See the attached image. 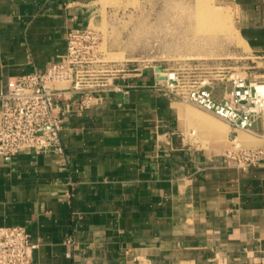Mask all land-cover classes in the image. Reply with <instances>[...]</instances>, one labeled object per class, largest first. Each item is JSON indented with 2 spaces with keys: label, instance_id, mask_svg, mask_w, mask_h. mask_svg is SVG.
<instances>
[{
  "label": "crops",
  "instance_id": "1",
  "mask_svg": "<svg viewBox=\"0 0 264 264\" xmlns=\"http://www.w3.org/2000/svg\"><path fill=\"white\" fill-rule=\"evenodd\" d=\"M98 1L0 0V92L59 61L66 32L91 28ZM217 1L264 56V0ZM154 81L147 70L123 81L137 85L127 93L81 114L73 105L64 159L30 149L0 158V227L27 230L31 264H264V163L242 170L215 145H183L186 123L201 125L143 87Z\"/></svg>",
  "mask_w": 264,
  "mask_h": 264
},
{
  "label": "built area",
  "instance_id": "2",
  "mask_svg": "<svg viewBox=\"0 0 264 264\" xmlns=\"http://www.w3.org/2000/svg\"><path fill=\"white\" fill-rule=\"evenodd\" d=\"M65 41L66 51L59 61L43 72L8 80L6 91L0 92V158L4 161H10L25 149L64 159L60 132L73 105L74 112L81 114L106 93H127L137 87L124 84L129 78L125 75L95 77L92 67L98 63V36L94 28H70ZM155 67H151L155 81L143 87L169 101L192 105L229 127V146L222 149L226 162L242 170L264 163V74L252 76L227 71L215 78L195 73L189 63L168 74L166 69L156 73ZM126 70L121 67L120 72ZM128 72L141 74L140 69ZM158 76L165 78L158 80ZM217 91L221 93L220 98L216 96ZM239 131L262 144L242 145L236 139ZM179 137L183 145L199 144L194 130L180 132ZM65 244L74 247L71 238ZM36 247L24 227H0V264H31ZM70 256V252L66 253V257Z\"/></svg>",
  "mask_w": 264,
  "mask_h": 264
},
{
  "label": "rangeland",
  "instance_id": "3",
  "mask_svg": "<svg viewBox=\"0 0 264 264\" xmlns=\"http://www.w3.org/2000/svg\"><path fill=\"white\" fill-rule=\"evenodd\" d=\"M202 2L222 14L223 20L209 23L202 15ZM96 7L98 13L91 28L97 31L98 63L92 69L98 79L132 77L140 72L129 70L140 69L143 73L152 66H161L169 73L187 63L195 68V73L215 78L227 71L252 76L264 74V57L253 54L244 44L234 27L235 11L227 3L99 0ZM121 67L127 70L122 73ZM177 102L201 125L186 123V129L195 131L199 147L215 145L222 151L229 146L230 129L224 122L192 105ZM237 137L245 146L262 144L241 131Z\"/></svg>",
  "mask_w": 264,
  "mask_h": 264
},
{
  "label": "bare ground",
  "instance_id": "4",
  "mask_svg": "<svg viewBox=\"0 0 264 264\" xmlns=\"http://www.w3.org/2000/svg\"><path fill=\"white\" fill-rule=\"evenodd\" d=\"M200 5H202L201 6V11H202V15L205 17H207V20L209 21V23H211V24H217L218 23V21H220V20H223V17L220 15V13H218V11H217V8L215 9L217 12H215L214 10H212V8H211V6L208 4V3H206V2H202ZM213 9H214V7H213ZM222 9V8H221ZM164 72V71H163ZM162 72V73H163ZM168 74V73H167ZM236 139H237V141H239L238 140V137H236ZM241 141V140H240ZM244 142V141H243ZM253 142V141H252Z\"/></svg>",
  "mask_w": 264,
  "mask_h": 264
},
{
  "label": "water",
  "instance_id": "5",
  "mask_svg": "<svg viewBox=\"0 0 264 264\" xmlns=\"http://www.w3.org/2000/svg\"><path fill=\"white\" fill-rule=\"evenodd\" d=\"M163 70H164V69H163V67H161V66H156L155 69H154V71H155L156 73H162ZM164 78H165V77H163V76H158V77H157L158 80H164ZM231 137H232V136H231Z\"/></svg>",
  "mask_w": 264,
  "mask_h": 264
}]
</instances>
